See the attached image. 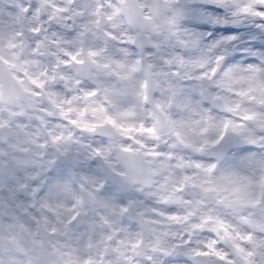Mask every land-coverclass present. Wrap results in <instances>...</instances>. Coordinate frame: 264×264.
Wrapping results in <instances>:
<instances>
[{"label": "clouds", "instance_id": "9594fccd", "mask_svg": "<svg viewBox=\"0 0 264 264\" xmlns=\"http://www.w3.org/2000/svg\"><path fill=\"white\" fill-rule=\"evenodd\" d=\"M0 264H264V0H0Z\"/></svg>", "mask_w": 264, "mask_h": 264}]
</instances>
